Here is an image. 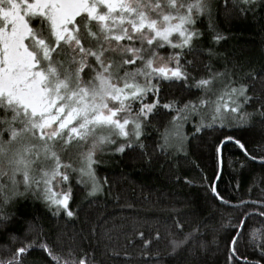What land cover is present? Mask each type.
<instances>
[{
    "label": "snow or ice",
    "instance_id": "snow-or-ice-1",
    "mask_svg": "<svg viewBox=\"0 0 264 264\" xmlns=\"http://www.w3.org/2000/svg\"><path fill=\"white\" fill-rule=\"evenodd\" d=\"M231 10L255 16L264 0H0V264H100L91 243L82 247L99 227L83 203L110 186L98 175L106 155L137 151L146 165L161 153L187 160L220 205L214 225L201 219L188 231L177 210L163 251H148L153 241L137 232L143 257L264 264V178L252 176L246 199L220 188L228 145L244 157L228 161L233 173L250 162L264 169V67L221 50L219 18ZM206 148L210 179L197 162ZM82 212V226L67 231ZM45 218L64 221L55 239Z\"/></svg>",
    "mask_w": 264,
    "mask_h": 264
},
{
    "label": "trees",
    "instance_id": "trees-1",
    "mask_svg": "<svg viewBox=\"0 0 264 264\" xmlns=\"http://www.w3.org/2000/svg\"><path fill=\"white\" fill-rule=\"evenodd\" d=\"M219 23L227 37L223 42L222 51L239 53L242 59L251 60L252 66L264 67V11L257 12L255 16L249 13L246 17H240L231 10L227 19L219 18ZM154 140L153 135L145 141L149 152L153 151ZM208 151L206 148L197 162L210 179L214 168ZM236 159L244 157L233 145H228L225 150L224 173L220 188L230 199H246L252 176H256L258 180L264 178V169L260 164L250 162L242 175H237L228 165L229 160ZM232 167L237 165L233 164ZM98 175L107 176L110 186L105 185V191L99 194V199L94 204L83 203V208L90 214L92 220L97 221L99 227L96 239L91 242L85 240L82 247L85 251H91L89 248L91 243L100 264H156L155 261L141 255L142 240L136 233L143 232L144 239L153 241L148 251L165 250L168 240L166 229L172 224V217L177 210L181 213L178 219L185 223V231L201 219H203L201 227L214 225L219 219V214L214 209L220 208V205L213 201L209 192L199 186L200 172L182 158L173 159L169 163L168 157L161 153L153 159L151 165H146L138 151L129 152L128 155H106L104 162L99 166ZM176 176L181 178L188 176L195 181V186L184 184L182 179L180 183H176L174 179ZM237 180L240 182L239 191L232 187ZM260 187L264 188V184ZM258 194L254 189L251 198H257ZM76 198L77 202H83L84 192L78 190ZM178 200L194 201L199 207L198 213L193 214L189 210L193 206L192 203H175ZM32 210L33 205L28 202L20 208V213L26 214ZM101 214L102 218L98 219ZM206 216L211 218L204 219ZM84 218L85 213L82 212L81 221L75 225L68 224L66 230L71 232L74 227L80 228ZM57 224L64 228L63 220L45 218V228L53 239L57 235ZM157 231L161 233V239L158 241L154 239ZM204 238L211 237L208 235ZM129 240H134V243L129 244ZM126 252L130 254V258L124 256ZM215 259L217 264H222L223 255L217 254ZM187 264L193 262L189 261Z\"/></svg>",
    "mask_w": 264,
    "mask_h": 264
}]
</instances>
